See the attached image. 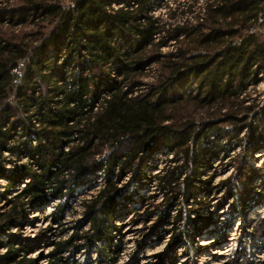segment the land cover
<instances>
[{"label":"trees","instance_id":"16d2710c","mask_svg":"<svg viewBox=\"0 0 264 264\" xmlns=\"http://www.w3.org/2000/svg\"><path fill=\"white\" fill-rule=\"evenodd\" d=\"M154 1L0 0V204H7L0 264H35L36 240L20 235L30 212L51 207L50 222L66 233L69 199L93 184L95 173L98 191L83 201V219L55 244L49 264L90 248L103 264H116L114 222L128 200L118 187L122 176L139 179L151 155L164 157L148 177L162 201L141 215L144 223L155 218L156 230L184 219L179 202L213 190L215 175L200 174L251 126L252 114L262 124L249 127L244 153L253 159L264 147V107L255 113L257 105L240 97L264 71V39L250 32L264 26V0H205L201 13L181 24L154 17ZM183 7L178 3L170 19ZM170 41L174 50L161 54ZM153 65L157 73L145 85ZM205 135L217 142L198 143ZM196 214L202 225L186 215L185 230L175 231L169 246L185 237L194 243L211 219ZM257 225L264 231V218Z\"/></svg>","mask_w":264,"mask_h":264},{"label":"rangeland","instance_id":"374dc122","mask_svg":"<svg viewBox=\"0 0 264 264\" xmlns=\"http://www.w3.org/2000/svg\"><path fill=\"white\" fill-rule=\"evenodd\" d=\"M191 1L156 0L152 4L151 14L163 23L181 24L183 20L192 21V17L201 13L198 8L205 0H200L199 4L189 12L188 7ZM178 3L184 7L176 13L175 18L170 19V11L175 9ZM261 22L264 25V17L259 20V23ZM19 30L20 27L16 31L11 29V32L15 35L19 34ZM250 32L259 34L264 39V26L251 28ZM173 50L174 41H170L167 46L160 49V52L166 54ZM156 73L155 65L149 67L143 83L145 85L151 83L152 76ZM258 77L257 85L248 86L241 91L240 95L247 104L257 105L255 113L264 107V71ZM247 124L261 126L262 123L258 116L252 114ZM223 127L225 130H230L227 125ZM249 127L238 139L232 140L226 151L218 152L216 157L211 158L204 167L200 179L207 180L211 175H215L211 183L213 190L210 193L202 190L203 192H200L194 201L190 200L188 204L179 202V208L185 213L184 219L176 221L172 218L169 223L163 224L162 228L153 229L156 219L151 218L144 223L141 216L150 205H159L162 201V194L156 190L154 183L148 181V177H152L163 168L162 154L156 153L149 157L148 168L143 169L142 177L139 179H133L129 175L121 177L118 187L128 200L124 202L122 215L118 216L114 222L120 227V233L115 234L112 239V247L120 243L116 264L127 262H133V264H262L264 231L261 229L262 226L257 225V220L264 218V147L257 153V155L260 154L259 158L254 155L252 159L244 153L245 136L251 132ZM217 139L216 136L205 135L198 143L212 147ZM223 143L227 144L225 141ZM4 156L14 159L7 153ZM19 162L24 163L26 159L22 158ZM94 175L97 177L93 184L76 188L73 197L69 199L72 212L67 213L65 228L68 231L66 233L61 234L60 227L50 222L48 217L52 211L51 207H40L30 212L28 222L24 224L20 235L26 239L36 240V248L30 253V257L36 260L35 264H49L50 254L55 244L68 238L73 233V225L83 219V201L90 200L101 184V176L98 173ZM4 183V180L0 181V185ZM17 191L18 189H15L13 194ZM6 206L7 204L1 203L0 210H4ZM197 210L202 212V219L211 218L210 223L205 228H200L194 243L191 244L185 237L182 242H174L169 246V240L174 232L185 230L187 216L196 221V225H202L197 218ZM136 213L140 216L136 217ZM171 214V217H174L175 211ZM134 218L136 222H132ZM255 229L257 232L253 234ZM12 232L18 233L16 228H12ZM225 250L228 251L227 256L225 253L217 254ZM158 255L161 257L159 258ZM64 257L67 260L64 264H103L93 248L74 251L72 254L67 253Z\"/></svg>","mask_w":264,"mask_h":264},{"label":"bare ground","instance_id":"6f19581e","mask_svg":"<svg viewBox=\"0 0 264 264\" xmlns=\"http://www.w3.org/2000/svg\"><path fill=\"white\" fill-rule=\"evenodd\" d=\"M256 158H259V155H256ZM227 250L223 251V252H216L218 255H223L225 253V256H227Z\"/></svg>","mask_w":264,"mask_h":264},{"label":"built area","instance_id":"2783aa9c","mask_svg":"<svg viewBox=\"0 0 264 264\" xmlns=\"http://www.w3.org/2000/svg\"><path fill=\"white\" fill-rule=\"evenodd\" d=\"M259 20H262V19H259Z\"/></svg>","mask_w":264,"mask_h":264}]
</instances>
